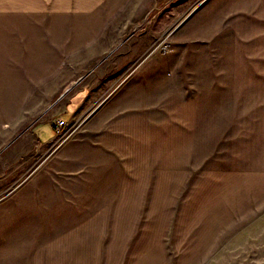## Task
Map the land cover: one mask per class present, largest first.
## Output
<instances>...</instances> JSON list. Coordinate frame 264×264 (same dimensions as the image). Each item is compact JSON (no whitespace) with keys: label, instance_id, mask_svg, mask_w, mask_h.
Masks as SVG:
<instances>
[{"label":"rangeland","instance_id":"374dc122","mask_svg":"<svg viewBox=\"0 0 264 264\" xmlns=\"http://www.w3.org/2000/svg\"><path fill=\"white\" fill-rule=\"evenodd\" d=\"M79 21L115 50L81 45L63 137L39 147L22 121L1 152L0 264H264V0H113Z\"/></svg>","mask_w":264,"mask_h":264},{"label":"crops","instance_id":"0c3cea01","mask_svg":"<svg viewBox=\"0 0 264 264\" xmlns=\"http://www.w3.org/2000/svg\"><path fill=\"white\" fill-rule=\"evenodd\" d=\"M111 1L0 0V119H6L1 116L7 112L9 124L2 132L13 133L12 140L0 146V154L16 149L18 136L42 147L53 139L50 133H56V120L66 125L74 122L81 100L76 102L74 95L68 103L63 99L70 91L81 92L77 87L86 76L79 71L81 45L87 54L83 60L106 58L115 50L100 51L97 56L95 35L81 43L79 19L103 11ZM131 46L123 47L124 55H137V50H128ZM22 121L26 124L17 136L16 127Z\"/></svg>","mask_w":264,"mask_h":264},{"label":"built area","instance_id":"2783aa9c","mask_svg":"<svg viewBox=\"0 0 264 264\" xmlns=\"http://www.w3.org/2000/svg\"><path fill=\"white\" fill-rule=\"evenodd\" d=\"M56 134L60 137L64 136V132L69 129V125H66L62 120L58 119L55 122Z\"/></svg>","mask_w":264,"mask_h":264},{"label":"water","instance_id":"95a60500","mask_svg":"<svg viewBox=\"0 0 264 264\" xmlns=\"http://www.w3.org/2000/svg\"><path fill=\"white\" fill-rule=\"evenodd\" d=\"M94 110H95V109H94ZM94 110H93V111H94Z\"/></svg>","mask_w":264,"mask_h":264}]
</instances>
